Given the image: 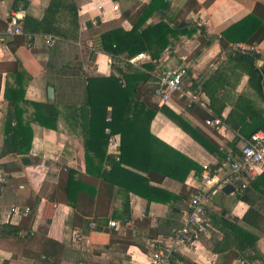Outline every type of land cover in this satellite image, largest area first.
Instances as JSON below:
<instances>
[{"label":"crops","instance_id":"crops-1","mask_svg":"<svg viewBox=\"0 0 264 264\" xmlns=\"http://www.w3.org/2000/svg\"><path fill=\"white\" fill-rule=\"evenodd\" d=\"M169 1V7L164 10L151 7L145 24L167 21L166 15L178 14L179 9L192 3L191 0ZM51 2L28 1L26 25L30 28L27 33L32 36L28 40L26 33L15 36L5 33L16 0H0V264H149L156 249L170 246L168 238L180 227L190 194L200 188L205 165H209L216 182V191L209 194L206 207L209 232L194 241L178 244L173 254L175 264H264V173L236 175L228 162L229 156H241L245 139L255 128L264 125V92L260 93L252 81L250 60L237 57L235 52L229 57L235 44H247L255 53L264 55V38L255 39L264 28V0H195L190 4L189 13L184 15L187 21L199 26L192 35L181 33L164 48L159 58H153L146 50L144 53L149 58L131 63L133 69L146 71L144 65L153 64L149 71L153 78L144 84L150 91L142 90L138 98L148 97L154 105L161 106L153 91L160 74L169 68L185 66L198 82L211 74L217 77L216 106L223 109L221 116L216 115L210 106V96L203 91L195 92L196 100L178 93L173 95L165 105L207 136L211 147L203 145L159 110L150 123V132L184 156L153 140V145L163 150L168 160L160 165L154 157L147 162L133 157L131 161L152 168L143 170L127 165L125 168L134 170L124 168L131 175L117 171L111 176L116 187L115 196L109 201L106 196H99L103 177L98 168L89 164L93 172L87 170L79 108L86 100L90 76L121 75L114 64L121 69L129 64L116 63L104 48L102 34L118 26L131 30V17L135 19L151 0H56L59 3L56 13L49 12ZM114 4H118V10L113 9ZM73 7L78 10L77 17ZM251 13L261 19L260 28L247 40L234 34V39L228 40L230 50L224 49L220 42L223 31ZM94 20H99V24L90 25ZM54 27L67 37L56 35ZM48 35L55 37L51 47L46 44ZM198 49L201 53L195 55ZM255 64L264 67L259 57ZM190 79V74L185 76L187 88ZM50 86L54 88L51 94ZM25 101L55 103L59 109L56 126L41 124L36 119L35 107ZM108 108L111 110V106ZM11 110L17 114V120L12 123L8 118ZM207 113L222 118V124L218 128L207 124ZM15 125V132L24 130V125L33 132L28 154H2L5 140ZM15 143H22L21 134L16 136ZM119 144L120 136H111L108 153H115ZM174 159L180 163L179 170L171 167ZM103 167L110 168V165L105 163ZM197 167L202 168L199 174ZM188 169L190 172L184 180L177 179ZM70 171L79 175L83 182L80 186L84 187L75 203L67 202ZM139 174L149 177V187L160 191L157 199L148 200L128 190V179L137 180ZM227 183L233 190H223ZM241 188L247 189V199L239 197ZM127 198L131 218L122 222L120 214ZM12 206H20L22 210L28 206L31 210L14 214ZM250 206L258 215L246 222L243 217ZM222 217L236 222L244 231L259 235L255 250L248 249L242 254L235 247L222 252L214 249L222 245L223 235L218 231ZM94 219L102 228L92 227ZM112 219L118 222L117 226L109 225ZM76 232L90 240L89 247L84 240L74 239ZM47 238L62 245L54 257L57 262L52 261V256L49 262L44 259Z\"/></svg>","mask_w":264,"mask_h":264},{"label":"trees","instance_id":"trees-1","mask_svg":"<svg viewBox=\"0 0 264 264\" xmlns=\"http://www.w3.org/2000/svg\"><path fill=\"white\" fill-rule=\"evenodd\" d=\"M28 5L26 0H16V6L18 7V2ZM193 4L195 0H191ZM169 0H151L150 3L144 4L143 9L141 8L137 14V17L132 20V29L126 30L122 26H118L108 30L102 34L104 48L113 56L115 59H128L140 52L148 50L153 58H159L160 54L169 44H172L176 37L181 33H187L192 35L195 30L199 27L195 22L187 21L185 19L186 14L189 13L192 5L188 4L183 8L179 9L177 13L173 16H167V21L162 20L156 24H145L147 18L150 15L151 7L158 6L159 9H166L169 7ZM59 7V3L56 0H52L49 6L50 13H56ZM56 9V10H55ZM74 17L78 16V10L76 7H73L72 10ZM28 14L25 18L28 20ZM58 21V19H57ZM60 21V20H59ZM99 24V20L96 24L93 21L90 22V25ZM262 25V21L258 16L251 13L246 16L239 22L233 24L223 31V36L220 37L221 45L224 49L230 50L228 40L234 39L235 35L240 39L247 40L254 31H257ZM29 27L25 26V31H29ZM251 29L253 31L251 32ZM53 32L60 37H67L66 33L60 32L54 27ZM245 32L247 34H245ZM249 35V36H248ZM234 36V37H233ZM264 38V28L263 31L255 37L256 41H260ZM211 43V40L208 44ZM232 52H235L236 56L239 58L246 59L248 58L251 62V77L254 85L257 87L260 93L264 92V67H257L255 60L260 57L259 54L255 53L252 50H247L241 52L239 50H231L229 57H232ZM201 50L198 49L195 52V55H199ZM146 70L141 68L133 69L131 63L128 64L126 69H121L114 64V69L117 68L121 75H116L112 73L110 75H94L88 78L87 91H86V100L81 104L79 110V117L81 123V133L85 143V154L88 164V172L91 171L89 164L93 167L98 168L100 175L103 177V181L100 184V194L99 196H106L109 201L111 197L115 196V181L111 179V176H115L117 171H127L130 170L127 165H135L138 169L147 170L148 165H143L138 162L131 161L134 157L139 159L141 162L151 161L150 157H154L160 165H163L168 159L167 154L161 151L158 147L153 145V140L156 142H161L162 144L168 146L157 136L153 135L150 132V123L156 113L161 110L166 113L177 125H179L183 130L192 135L195 139L200 141L206 147H211V141L207 136L202 135V132L198 128L192 126L189 120H187L183 115L176 113L167 105L162 104L161 106L154 105L148 97L138 98L142 90L150 91V88L144 87V84L153 78L149 71L152 70L153 64L144 65ZM187 68V75H191L190 83L188 88L194 92H205L210 96V106L215 111L216 115L221 116L223 106L217 108L216 102L217 97L215 95V81L217 77L214 74H211L209 78L202 82H198V78H194L191 71ZM158 82V80H157ZM155 84V87L157 85ZM154 87V89H155ZM145 91V92H146ZM154 91V90H153ZM151 94V93H150ZM241 100H245L244 97H241ZM15 100L13 104H15ZM28 105L35 107L36 119L44 125L55 127L56 119L59 113L58 106L55 103L51 102H33L25 101ZM160 104V103H159ZM111 106V110L108 108ZM258 113H260L258 111ZM111 115V120H108V116ZM260 115L258 114V117ZM207 118H213L214 116L207 113ZM9 121L12 123L13 120H17V114L15 110L9 111L8 115ZM231 119V114L228 116V122ZM15 126H12L11 132L8 134V138L5 140L6 146L2 149V154L5 153H30L32 148V137L33 132L30 127L24 125V130H16ZM234 127H237L234 124ZM255 130L250 134V136L259 129ZM22 136V143L17 145L16 136ZM113 135L120 136V144L115 153H108L110 138ZM249 136V137H250ZM171 148V147H170ZM180 155V152L176 151ZM184 156V155H183ZM149 157V158H148ZM172 162V159H171ZM105 163L110 165V168L103 167ZM133 163V164H132ZM171 167H175L176 170L180 169V163L174 159ZM117 168V170H116ZM127 170H125V169ZM157 170V169H156ZM202 168L197 167L198 174L201 172ZM134 171V170H130ZM149 171V170H148ZM128 172V171H127ZM132 172H128L130 175ZM164 172V171H163ZM190 169L181 176L179 173L171 172L174 176L178 177L177 179L184 180ZM77 176L74 171H70L67 177V202L75 203V200L78 198V195L81 189L84 187L80 186V183L83 184L79 175ZM109 177V179H108ZM131 177V176H130ZM126 180L128 178L124 177ZM151 178V176H150ZM149 177H143L141 174L138 175V179H128L129 189L139 195L147 198L148 200H154L158 198L160 191L149 187L148 185ZM121 183H123L121 181ZM104 189V193L101 192ZM242 199H247V189L241 188V194L239 195ZM75 199V200H74ZM130 204L129 199L127 198L124 203V209L120 214V219L122 222L128 221L131 218ZM257 212L254 210L253 206H250L249 210L243 217V220L246 222H251L253 218H257ZM222 217V223L218 224V231L222 233V245H216L214 249L217 251H229L232 247L237 248L242 254L246 253L248 249L255 250L256 240L259 235L244 231L239 227L236 222H232L224 219ZM93 222H96L97 226L95 229L102 228L101 223L94 219ZM214 229H216L214 227ZM31 237V236H30ZM47 241V243H46ZM45 242L46 251H45V261L49 262V258L52 256V261L54 257L59 253L60 247L62 246L57 241L47 238ZM231 242V243H227ZM49 252H48V251ZM41 255V254H40ZM39 255V256H40ZM226 255V254H225ZM58 256V255H57ZM57 258V257H56ZM59 260V258H57ZM175 264V262H174Z\"/></svg>","mask_w":264,"mask_h":264},{"label":"built area","instance_id":"built-area-1","mask_svg":"<svg viewBox=\"0 0 264 264\" xmlns=\"http://www.w3.org/2000/svg\"><path fill=\"white\" fill-rule=\"evenodd\" d=\"M30 1V0H26ZM101 7V6H100ZM118 4L113 5L114 10H118ZM103 13V9L101 8ZM27 6L21 3L17 8H14L8 17L5 33L10 36L24 35L25 33V18L27 15ZM97 20H94V24ZM28 40L32 38L31 35H27ZM55 37L48 35L46 37V44L51 47L54 45ZM234 49L241 52L255 49L247 44H235ZM149 58L144 52H140L137 55L128 59H115L118 65H125L126 63L136 64L141 59ZM264 61V55L260 54L259 59ZM187 74V68L180 66L177 68H169L159 76L157 85L154 89V96L157 98L160 104L168 103L173 95L180 94L181 96H188L192 100L197 99V94L192 90H189L185 85V76ZM111 120V116L108 117ZM222 118L213 117L208 118L206 123L218 128L222 124ZM113 145H116L114 141H111ZM231 172L236 175H248L256 176L260 173H264V129L255 131L249 138L245 139V143L241 149V156L234 158L228 157ZM209 165L204 166V171L200 178V188L192 192L187 201V211L181 220L180 227L176 229L172 235L168 238L171 242L167 248L159 247L154 251L149 260V264H174L176 262L174 258V251L178 244H184L191 242L200 237L201 235L209 232L210 218L207 215L206 207L209 202V194L215 193V180L211 174ZM30 207H25L23 210L20 206H12L11 211L14 214H26L30 212ZM109 225L114 227L118 225V222L114 219L109 221ZM97 226L96 222H92V227ZM75 240H84L87 243V247L90 246V240L83 237L81 233L76 232L74 235Z\"/></svg>","mask_w":264,"mask_h":264},{"label":"water","instance_id":"water-1","mask_svg":"<svg viewBox=\"0 0 264 264\" xmlns=\"http://www.w3.org/2000/svg\"><path fill=\"white\" fill-rule=\"evenodd\" d=\"M48 90H49V93H50V94H51L52 92H54V88H53L52 86H50V87L48 88ZM223 190L226 191V192H229V191L233 190V186H232L231 184L227 183V184H225V185L223 186Z\"/></svg>","mask_w":264,"mask_h":264}]
</instances>
